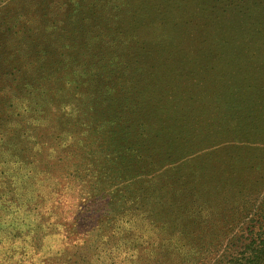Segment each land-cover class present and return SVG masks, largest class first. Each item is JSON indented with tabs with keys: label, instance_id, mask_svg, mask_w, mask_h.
<instances>
[{
	"label": "rangeland",
	"instance_id": "374dc122",
	"mask_svg": "<svg viewBox=\"0 0 264 264\" xmlns=\"http://www.w3.org/2000/svg\"><path fill=\"white\" fill-rule=\"evenodd\" d=\"M262 222L264 0H0V264H249Z\"/></svg>",
	"mask_w": 264,
	"mask_h": 264
},
{
	"label": "trees",
	"instance_id": "16d2710c",
	"mask_svg": "<svg viewBox=\"0 0 264 264\" xmlns=\"http://www.w3.org/2000/svg\"><path fill=\"white\" fill-rule=\"evenodd\" d=\"M260 232L257 233L256 239L251 242V256L253 260L249 264H264V222L259 227Z\"/></svg>",
	"mask_w": 264,
	"mask_h": 264
}]
</instances>
